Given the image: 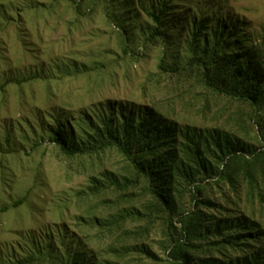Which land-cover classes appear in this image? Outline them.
Wrapping results in <instances>:
<instances>
[{
	"label": "trees",
	"instance_id": "obj_1",
	"mask_svg": "<svg viewBox=\"0 0 264 264\" xmlns=\"http://www.w3.org/2000/svg\"><path fill=\"white\" fill-rule=\"evenodd\" d=\"M92 1L93 13L100 9L121 36L124 53L133 50L144 15L140 47H162L147 80L165 83L181 111L157 105L151 95L149 106L109 105L86 116L79 134L56 119L49 142L67 158L114 150L125 162L124 173L91 176L77 195L85 226L106 241L105 255L64 227L57 230L59 246L47 234L0 264H132L137 257L157 263L163 259L144 241L154 227L168 264H264V27L256 35L247 21L191 0ZM54 4L31 1L23 12L50 13ZM11 6L0 4V15ZM41 78L19 75L2 88Z\"/></svg>",
	"mask_w": 264,
	"mask_h": 264
},
{
	"label": "rangeland",
	"instance_id": "obj_2",
	"mask_svg": "<svg viewBox=\"0 0 264 264\" xmlns=\"http://www.w3.org/2000/svg\"><path fill=\"white\" fill-rule=\"evenodd\" d=\"M31 1L54 4L0 0L12 5L5 17L0 15V257L22 256L47 234L59 246L62 232L57 230L64 227L105 255L106 241H100L96 228L85 226L82 217L87 212L77 195L87 191L91 176L124 173L125 162L114 150L67 158L49 142L50 130L62 119L79 134V122L86 116H97L109 105L149 106L151 95L163 108L180 112L181 106L172 104L174 94L165 83L147 80L157 72L162 47H140L144 15L135 24L133 50L124 53L121 36L100 9L93 13L92 0L79 1L80 12L75 10L76 0H59L50 13L23 12ZM191 3L211 13L220 8L233 21L245 20L256 35L264 27V0ZM34 74L42 78L23 87L2 88L7 79ZM24 197L22 205L13 206ZM144 241L163 260L137 257L132 264H168L159 227Z\"/></svg>",
	"mask_w": 264,
	"mask_h": 264
}]
</instances>
